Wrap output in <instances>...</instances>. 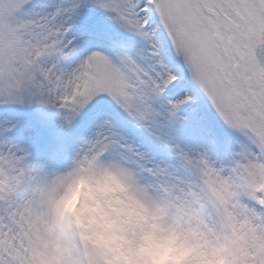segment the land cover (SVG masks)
I'll return each instance as SVG.
<instances>
[{"label": "snow or ice", "instance_id": "obj_1", "mask_svg": "<svg viewBox=\"0 0 264 264\" xmlns=\"http://www.w3.org/2000/svg\"><path fill=\"white\" fill-rule=\"evenodd\" d=\"M106 162L264 264V0H0V264H88L58 197Z\"/></svg>", "mask_w": 264, "mask_h": 264}, {"label": "clouds", "instance_id": "obj_2", "mask_svg": "<svg viewBox=\"0 0 264 264\" xmlns=\"http://www.w3.org/2000/svg\"><path fill=\"white\" fill-rule=\"evenodd\" d=\"M121 167L106 162L80 173L58 197V209L71 218L88 264H221L147 205Z\"/></svg>", "mask_w": 264, "mask_h": 264}]
</instances>
